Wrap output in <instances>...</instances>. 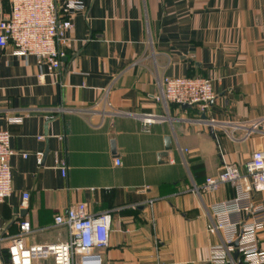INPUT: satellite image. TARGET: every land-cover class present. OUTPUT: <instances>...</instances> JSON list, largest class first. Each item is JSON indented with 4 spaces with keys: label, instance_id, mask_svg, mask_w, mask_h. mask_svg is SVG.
Returning <instances> with one entry per match:
<instances>
[{
    "label": "crops",
    "instance_id": "1",
    "mask_svg": "<svg viewBox=\"0 0 264 264\" xmlns=\"http://www.w3.org/2000/svg\"><path fill=\"white\" fill-rule=\"evenodd\" d=\"M66 1L56 0L73 23L59 68L0 47V129L14 150L3 229L16 233L22 218L50 226L83 202L88 213L111 215L108 246L92 249L97 261L84 264H207L221 243L208 229L209 207L234 190L192 189L224 163L243 169L252 151L264 150V0H80L81 9ZM9 9L0 0V18ZM166 75L212 78L208 109L157 101ZM145 112L164 119L146 131L136 116ZM166 136L172 149L159 162ZM67 236L66 227H50L25 241ZM256 238L264 250V223Z\"/></svg>",
    "mask_w": 264,
    "mask_h": 264
},
{
    "label": "built area",
    "instance_id": "2",
    "mask_svg": "<svg viewBox=\"0 0 264 264\" xmlns=\"http://www.w3.org/2000/svg\"><path fill=\"white\" fill-rule=\"evenodd\" d=\"M9 12L0 18V47L9 43L13 53L19 57L35 56L49 63L54 69L60 67L65 56L64 47L67 33L73 23L69 16H60L56 0H8ZM67 9H81L80 0H67ZM161 89L154 98L165 104L197 106L204 112L214 99L212 78L202 76H163ZM142 128L162 121L164 116L145 112L136 115ZM19 118L9 117V122ZM214 127L213 121H207ZM257 123L253 125L256 127ZM10 132L0 129V205L12 191L10 157L14 150L10 147ZM39 139H43L40 135ZM27 157V153H22ZM37 165L42 164L43 152L34 153ZM116 163H120L116 160ZM61 174L65 176L67 163L58 162ZM223 184H229L234 196L215 201L209 207L212 217L208 229L217 231L221 243L210 250L207 264H264V250L258 246L256 232L264 223V200H255V195L264 191V150H254L244 162L243 169L235 163H224L222 170L207 176L198 192H215ZM29 195L23 193L22 205ZM111 215L109 211L92 214L86 211V205L79 202L69 206L65 212L53 217L50 226L33 228L28 219L17 221V232L10 234L3 229L0 219V264H84L95 262L94 248H105L109 244ZM50 227H66L68 236L56 242L26 244V238ZM238 239L237 247L232 243ZM238 256L234 257V252ZM81 254L79 260L76 254Z\"/></svg>",
    "mask_w": 264,
    "mask_h": 264
},
{
    "label": "water",
    "instance_id": "3",
    "mask_svg": "<svg viewBox=\"0 0 264 264\" xmlns=\"http://www.w3.org/2000/svg\"><path fill=\"white\" fill-rule=\"evenodd\" d=\"M186 106H187V105H185V104L182 105V107H186ZM201 118H202L203 120H207V116H206V114L203 113V114L201 115ZM208 130H209V133L212 135V137H215L216 130L214 129V127H213L211 124L208 125ZM171 149H172V140H171V137H170V136H166V137L164 138V150L158 153V160H159V162H167V161H168V152H169V150H171ZM232 245H233L234 247H237V245H238V239H236V240L232 243ZM237 256H238V252L235 251V252H234V257H237ZM238 264H242V262L239 261Z\"/></svg>",
    "mask_w": 264,
    "mask_h": 264
}]
</instances>
